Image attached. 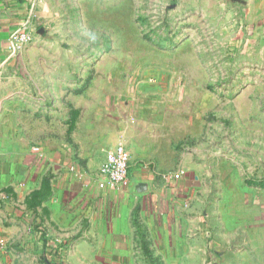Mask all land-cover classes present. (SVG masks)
<instances>
[{
    "label": "rangeland",
    "instance_id": "1",
    "mask_svg": "<svg viewBox=\"0 0 264 264\" xmlns=\"http://www.w3.org/2000/svg\"><path fill=\"white\" fill-rule=\"evenodd\" d=\"M236 9L206 0H40L29 42L3 69L35 74L28 88L57 96L28 98L31 106L1 112L0 120L10 131L21 125L26 154L62 147L45 142L64 134L69 148L64 160L55 157L63 169L82 164L74 156L88 145L72 138L75 105L101 114L99 123L112 122V130L128 127L144 155L132 162L167 177L198 174L197 188L183 198L184 217L197 216L189 223L195 232L220 250L245 244L256 261L264 188L251 182L264 180V27L249 26ZM7 56L8 43L0 63ZM44 154L42 163L55 167Z\"/></svg>",
    "mask_w": 264,
    "mask_h": 264
},
{
    "label": "crops",
    "instance_id": "2",
    "mask_svg": "<svg viewBox=\"0 0 264 264\" xmlns=\"http://www.w3.org/2000/svg\"><path fill=\"white\" fill-rule=\"evenodd\" d=\"M38 1L0 0L3 50L11 32L34 13ZM206 1L225 11L235 7L249 26L264 27V0ZM5 71L0 79L2 114L31 106L28 98L35 102L34 98L46 94L49 102L57 96L52 89L28 88L27 81H34L35 74L29 78L24 74L6 76ZM74 109L72 138L75 142L88 139L86 149L80 147L74 156L82 162L72 165L76 169L61 168L55 158L62 156L64 160L69 148L64 134L50 136L45 142L61 141L63 148L52 151L53 147H48L46 151L36 147L35 152L26 154L22 146L29 143L21 125L14 124L10 131L12 124L0 120V264H166L168 260L172 264H264V218L259 219L260 224L254 223L262 235L257 241L260 255L256 261L248 260L245 244L239 249L212 248L206 235L195 232L197 226L189 224H194L197 216L190 213L189 219L184 217L187 202L183 198L197 188L198 174L185 175L179 170L167 177L156 169L138 166L132 161L144 155L141 157L140 150L131 144L128 127L113 123L112 130V122L107 127L101 125L102 115L91 113L86 105L78 104ZM120 143L132 155L131 183L125 189L112 187L100 174L107 154ZM44 153L52 155L50 162L55 167L42 163ZM140 183L146 184L143 191L138 189ZM251 185L264 188V180ZM200 243L206 247L200 248ZM235 255L238 257L232 263L230 258ZM61 256L69 257L70 262L60 261Z\"/></svg>",
    "mask_w": 264,
    "mask_h": 264
},
{
    "label": "built area",
    "instance_id": "3",
    "mask_svg": "<svg viewBox=\"0 0 264 264\" xmlns=\"http://www.w3.org/2000/svg\"><path fill=\"white\" fill-rule=\"evenodd\" d=\"M31 17L32 15L11 32L8 42L7 59L0 63V79L4 76V64L16 58L23 47L29 42L31 38L29 33ZM130 159V152L126 145L120 143L107 154L105 161L101 165L100 174L108 179L112 187L125 189L131 183ZM73 169H76V166Z\"/></svg>",
    "mask_w": 264,
    "mask_h": 264
},
{
    "label": "water",
    "instance_id": "4",
    "mask_svg": "<svg viewBox=\"0 0 264 264\" xmlns=\"http://www.w3.org/2000/svg\"><path fill=\"white\" fill-rule=\"evenodd\" d=\"M145 183H140L139 185H138V189L140 190V191H143L144 189H142V188H144L145 187ZM49 264H54V263H51V262H49ZM63 264V263H62Z\"/></svg>",
    "mask_w": 264,
    "mask_h": 264
},
{
    "label": "trees",
    "instance_id": "5",
    "mask_svg": "<svg viewBox=\"0 0 264 264\" xmlns=\"http://www.w3.org/2000/svg\"><path fill=\"white\" fill-rule=\"evenodd\" d=\"M251 183H252V184H259L260 181H259V182H258V181H252Z\"/></svg>",
    "mask_w": 264,
    "mask_h": 264
}]
</instances>
